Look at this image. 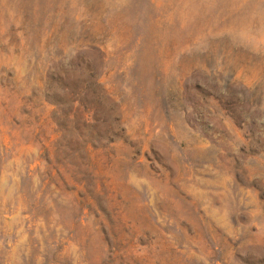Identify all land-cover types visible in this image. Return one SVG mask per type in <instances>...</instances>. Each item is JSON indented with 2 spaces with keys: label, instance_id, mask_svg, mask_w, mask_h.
Returning <instances> with one entry per match:
<instances>
[{
  "label": "rangeland",
  "instance_id": "rangeland-1",
  "mask_svg": "<svg viewBox=\"0 0 264 264\" xmlns=\"http://www.w3.org/2000/svg\"><path fill=\"white\" fill-rule=\"evenodd\" d=\"M0 264H264V0H0Z\"/></svg>",
  "mask_w": 264,
  "mask_h": 264
},
{
  "label": "trees",
  "instance_id": "trees-1",
  "mask_svg": "<svg viewBox=\"0 0 264 264\" xmlns=\"http://www.w3.org/2000/svg\"><path fill=\"white\" fill-rule=\"evenodd\" d=\"M56 107H57L56 108L57 110H59V111L62 110V109H60V104H57ZM98 109H99V107H98V104H96V103L92 104L91 108L89 109V111L90 110L93 111V119H92L93 123L90 126H92L94 128V127H96V126H98L100 124V125H102V127L106 126L107 131H111V127L109 125H106L105 120L102 117H100V116H98V117L96 116V113H98ZM63 117H64V119L67 120V122H71L72 124H74V129L77 130L78 137H81L79 135V102H76V101L70 102V109H69V111L67 113H65V112L63 113ZM82 125H84V124H82ZM115 126L119 127V121H116V125ZM108 133L109 132H107V135H108ZM107 135L105 136L106 138H102L100 135L96 136V138H94V139H96L95 141H96L97 145L92 144L93 145L92 153L95 150H97L98 145L100 146L99 148H100L101 152L99 154V157L101 156V159H102L104 165H106L107 161H108L109 165L111 163V158H110V155L108 153V147H110L112 142H114V140H112L114 138H109V136H107ZM87 143L88 142H86V144ZM79 158H80V155H79ZM95 158H97L96 155H95ZM79 164L83 165V163H81V162H79ZM81 184H82V182H79V185L82 188V192H81V196H80L81 200L79 201V203L85 204L86 203L85 201H87V198H88L87 197V191H88L87 189L88 188H87L86 185L82 186ZM108 189H110V187L109 186L107 187L104 182H101V190L107 196L110 193V191ZM109 221H110L109 222L110 224L105 226V235H107L109 237H110V235H112L114 237V235L112 234L113 233V229H114V225L112 223L113 221H111L110 219H109Z\"/></svg>",
  "mask_w": 264,
  "mask_h": 264
}]
</instances>
